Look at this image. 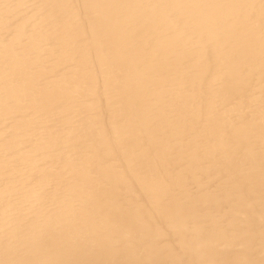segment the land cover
Masks as SVG:
<instances>
[{"label": "bare ground", "instance_id": "obj_1", "mask_svg": "<svg viewBox=\"0 0 264 264\" xmlns=\"http://www.w3.org/2000/svg\"><path fill=\"white\" fill-rule=\"evenodd\" d=\"M0 264H264V0H0Z\"/></svg>", "mask_w": 264, "mask_h": 264}]
</instances>
